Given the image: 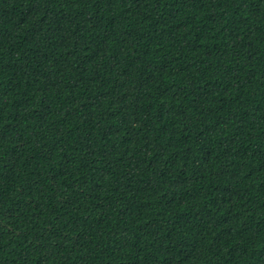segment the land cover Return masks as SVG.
<instances>
[{"label":"trees","instance_id":"16d2710c","mask_svg":"<svg viewBox=\"0 0 264 264\" xmlns=\"http://www.w3.org/2000/svg\"><path fill=\"white\" fill-rule=\"evenodd\" d=\"M0 264H264V0H0Z\"/></svg>","mask_w":264,"mask_h":264}]
</instances>
